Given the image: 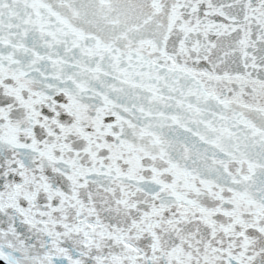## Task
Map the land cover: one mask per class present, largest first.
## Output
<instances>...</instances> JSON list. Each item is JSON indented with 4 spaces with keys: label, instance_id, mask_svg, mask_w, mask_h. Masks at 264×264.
Listing matches in <instances>:
<instances>
[{
    "label": "snow or ice",
    "instance_id": "1",
    "mask_svg": "<svg viewBox=\"0 0 264 264\" xmlns=\"http://www.w3.org/2000/svg\"><path fill=\"white\" fill-rule=\"evenodd\" d=\"M0 264H264V0H0Z\"/></svg>",
    "mask_w": 264,
    "mask_h": 264
}]
</instances>
